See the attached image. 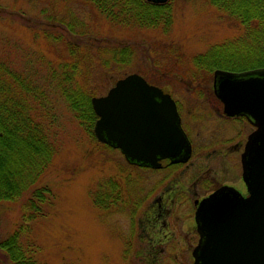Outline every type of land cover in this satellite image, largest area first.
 <instances>
[{
	"label": "rangeland",
	"instance_id": "obj_1",
	"mask_svg": "<svg viewBox=\"0 0 264 264\" xmlns=\"http://www.w3.org/2000/svg\"><path fill=\"white\" fill-rule=\"evenodd\" d=\"M168 3L173 21L164 32L112 26L79 0H0V58L15 71L33 75L43 88L46 120L57 150L33 187L49 189L45 216L35 226L38 260L43 264L194 263L197 241L194 234L187 235L194 230L192 222L188 227L189 222L175 217L168 224L160 221L143 229L148 226L144 212L156 188L155 192L163 190L178 173H193L196 166L209 168L213 183L231 180L232 175L221 171L228 166L220 165L223 155L234 152L230 146L239 140L246 142L254 128L243 118H220L223 108L214 94L213 76L198 71L192 62L212 46L237 38L242 30L210 0ZM73 45L80 52L90 49L95 65L111 60L115 49L132 53L120 70L115 64L107 71L94 66L91 78L79 79L83 88L96 93L94 97L106 95L118 79L132 73L172 94L194 147L188 165L168 172L134 168L119 149L98 141L58 87L62 64L74 62ZM242 152L227 158L230 164L238 163L240 175ZM239 188L245 190L243 185ZM26 199L0 202V243L18 228ZM0 264H9L1 248Z\"/></svg>",
	"mask_w": 264,
	"mask_h": 264
},
{
	"label": "trees",
	"instance_id": "obj_2",
	"mask_svg": "<svg viewBox=\"0 0 264 264\" xmlns=\"http://www.w3.org/2000/svg\"><path fill=\"white\" fill-rule=\"evenodd\" d=\"M79 1L95 9L110 25L116 27L162 28L167 32L173 21L169 3L153 4L147 0ZM210 2L227 13L242 33L224 44L212 46L206 54L195 56L192 59L194 67L213 78L216 71L243 73L263 69L264 0ZM111 54V60L95 65L91 62L94 56L90 49L80 52L79 48L70 46V56L74 62L62 64V68L72 71L68 73L69 69H64L61 78L58 77V87L70 108L77 119L93 132L98 117L91 99L96 93L83 88L79 79L91 78L94 66L107 71L115 64L120 70L122 64L130 62L128 57L132 53L120 48ZM11 67L0 58V202L20 201L24 197L28 199L23 203L22 221L12 235L0 243V248L6 253L9 264H43L38 260L41 250L36 242L35 226L45 216L49 189L33 187L57 150L51 125L46 120L49 110L43 88L33 75L17 72ZM94 203L98 205L96 200Z\"/></svg>",
	"mask_w": 264,
	"mask_h": 264
},
{
	"label": "water",
	"instance_id": "obj_3",
	"mask_svg": "<svg viewBox=\"0 0 264 264\" xmlns=\"http://www.w3.org/2000/svg\"><path fill=\"white\" fill-rule=\"evenodd\" d=\"M214 93L228 117L244 116L256 128L241 158L248 196L225 186L199 203L193 264H264V68L242 74L217 71ZM91 103L98 117L96 138L128 161L158 169L163 159L186 163L191 158L175 101L143 76L119 79Z\"/></svg>",
	"mask_w": 264,
	"mask_h": 264
},
{
	"label": "flooded vegetation",
	"instance_id": "obj_4",
	"mask_svg": "<svg viewBox=\"0 0 264 264\" xmlns=\"http://www.w3.org/2000/svg\"><path fill=\"white\" fill-rule=\"evenodd\" d=\"M213 86H214V81H213ZM161 89L164 91L165 94H170L165 89H163V88H161ZM213 90H214V87H213ZM170 95L172 96V94H170ZM172 98L174 99L173 96H172ZM175 103L178 107V112H179L180 106L177 103V101H175ZM220 103H221L222 108H223V116L221 115L220 118H223V117L232 118V119L243 118V119L247 120L249 122V124L255 130V127L253 126V124L246 117H243V116H241V117H228L224 113V105L222 104L221 101H220ZM179 115L181 118V128H182L184 134L186 135V137H187V139L190 142L191 147H192V154H191V158H190L188 163H185V164L178 163L177 164L175 162H172V160H170V159H165V160L161 161L162 166L160 169H153L152 167L147 166V165L138 164L136 162H130L125 158L127 163L134 168H146V169H149L153 172L163 171V170H167L166 172H168V171H173L174 167L188 165L191 162V160L194 158V147L190 141L189 136L187 135L186 131L184 130V127H183L184 124H183L181 112L179 113ZM248 136H247V138H248ZM245 144H246V142H243L240 140L238 142L232 144L230 146V149L234 150V152L233 151L231 152L229 150V153H227V154L224 153L223 158L221 160L220 165L228 164V166L221 169V171L224 175H228V176L232 175V177L230 178L231 180H225V181L220 180V181H216V183H213L212 179H211L212 173H211L210 169L209 168L202 169V166L200 165V166H198V167L196 166L195 168L192 169L193 173L189 174L188 173L189 171H185L184 173H178L177 176H179V177L170 180L169 185L167 187H165L163 190L158 189L155 192V190L157 189L156 188L152 194L153 199L149 203L148 210H146L144 212V223L147 224L148 226L146 228H143V229L149 230V229H151V227H149L150 224L156 225L157 223L159 224L160 221L168 224L169 220H171V219L174 220V218L177 217V219L180 222H183V223L189 222L188 227H190V223L192 222L194 230H192L189 234L187 233V235L194 234L192 236V239L194 238V240L196 239V241L198 242L199 233H198L197 227H196V212L198 209V205L202 200L209 197L212 193L216 192L218 189L225 187V186L235 188L243 196H245V197L248 196L247 188L245 186L244 179H243V168H242V162H241L242 154L245 150ZM240 150H243V152L240 153L241 175H240L238 163L235 160H234L233 164H230L227 161V158H229V159H234V157L237 158ZM234 175L236 177H234ZM187 176L189 178V179H187L188 184L185 183V179ZM235 182H239V184H236ZM239 185H243V188L245 186V190H243L242 188H239ZM176 211L178 212V215L175 214ZM179 213L181 214V216L179 215ZM174 235L176 237L175 233H174ZM197 242H196V245H197ZM195 246H194V248H195ZM194 248H193V250H194ZM193 250H192V253H193Z\"/></svg>",
	"mask_w": 264,
	"mask_h": 264
},
{
	"label": "bare ground",
	"instance_id": "obj_5",
	"mask_svg": "<svg viewBox=\"0 0 264 264\" xmlns=\"http://www.w3.org/2000/svg\"><path fill=\"white\" fill-rule=\"evenodd\" d=\"M251 71H253V70H251ZM217 72V71H216ZM215 72V73H216ZM221 72H224V71H221ZM247 72H249V71H247ZM215 73H214V75H215ZM229 73V72H228ZM243 73H246V72H243ZM232 74H242V73H232ZM170 95V94H169ZM171 96V95H170ZM172 97V96H171ZM173 99V98H172ZM174 100V99H173ZM177 109H178V107H177ZM254 126V125H253ZM255 127V126H254ZM249 137V136H248ZM247 141H248V138H247V140H246V143H247ZM246 145V144H245ZM163 160H165V159H163ZM171 160V159H170ZM190 160V159H189ZM189 160H188V162H189ZM162 161V160H161ZM161 161H160V164H161ZM188 162H186V163H188ZM175 163H181V164H185V163H183V162H175ZM161 166H162V164H161ZM161 168V167H160ZM160 168H158V169H160ZM232 188V187H231Z\"/></svg>",
	"mask_w": 264,
	"mask_h": 264
}]
</instances>
